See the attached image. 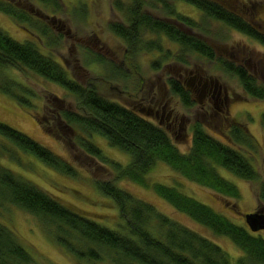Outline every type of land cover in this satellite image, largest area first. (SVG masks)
<instances>
[{
  "label": "trees",
  "instance_id": "16d2710c",
  "mask_svg": "<svg viewBox=\"0 0 264 264\" xmlns=\"http://www.w3.org/2000/svg\"><path fill=\"white\" fill-rule=\"evenodd\" d=\"M177 1L193 5L199 11V17L194 18L179 11ZM240 2L128 0L126 4L122 0H115V7L124 13L126 21H113L109 27L127 45L129 58L143 49L155 50L160 57H173L181 63H187L188 55L191 54L214 59L213 46L194 31L204 29L208 20L228 25L264 46L263 27H256V23L243 9L245 4H240L239 7ZM253 6L251 4L250 8ZM146 7L158 10L159 13L154 15ZM0 10L17 20L22 17L12 4L4 0H0ZM251 13L253 12L250 10ZM146 35L153 36L146 40ZM40 37L41 40L43 37L48 38L46 29L41 30ZM160 40L168 45L177 44L178 51L169 48L168 53H162ZM158 61L160 60L153 63L155 68L161 67ZM109 64L121 68L116 64ZM65 68L43 53L35 42L18 41L0 28V91L14 97L20 104L29 103L26 96L35 94L25 83L6 74L5 70L9 69L37 74L60 84L72 94L79 112L64 108L52 113L50 123L53 122L59 129L48 126L44 116L35 113L37 121L39 125L46 127L48 134L61 141L64 140L60 134L62 129L69 132L73 130L76 134L75 145L111 169L115 179L97 180L96 186L104 196L113 200L121 221L111 226L92 219L66 204L58 195L50 193L2 163L3 158L18 162L22 153L36 157L65 175L74 177L77 173L76 167L63 155L1 121L0 207L12 204L39 218L50 228L58 244L79 261L108 259L114 264H264V237L259 234L260 231L251 230L247 223L245 227L235 224L176 187L149 179V173L162 161L187 180L211 189L225 199H237L240 195L238 187L218 172L219 168H225L244 180L254 182L257 185L258 202L264 207V178L251 158L240 149L255 153L259 147L247 123L228 121V132H221L230 142L211 136L202 123H196L193 125L191 146L186 152H182L162 126L148 120L135 109L105 97L92 82L83 84L69 77ZM223 68L238 79L243 91L249 96L264 98V84L246 66L225 62ZM168 85L172 93L180 96L184 105H193L189 93L178 79L169 78ZM48 94L51 100L60 102L58 95ZM261 125L264 130V113ZM94 134L105 137L111 146L129 153L130 162L123 165L107 157L89 139ZM125 178L152 189L176 210L213 233L228 236L242 250V254L233 261L221 246L207 236L116 185L117 180ZM0 264H37L16 230L2 221Z\"/></svg>",
  "mask_w": 264,
  "mask_h": 264
},
{
  "label": "rangeland",
  "instance_id": "374dc122",
  "mask_svg": "<svg viewBox=\"0 0 264 264\" xmlns=\"http://www.w3.org/2000/svg\"><path fill=\"white\" fill-rule=\"evenodd\" d=\"M18 1L24 8L28 6L42 8L44 6L31 0ZM114 1L59 0L58 11L51 15L66 25L63 30L59 29L60 26L57 22L53 23L49 19L46 21L31 19L32 23L17 25L15 19H11L0 10V28L18 41L35 42L43 53L51 56L64 68L66 67L69 77L83 84L92 82L105 97L135 109L157 125L159 124L158 119L152 115L148 116L144 108L149 106L151 99L166 97L165 100L176 106L181 112H179L180 115L186 116L183 125L175 126L174 129H171L172 131L164 125L162 126L182 152H186L191 146L192 130L195 124L193 121H200L208 134L223 142H230L223 135L228 132L227 123L229 120L247 123L251 135L259 147L255 153H249L248 149L241 147L240 149L251 158L261 177L264 178V130L261 125L264 98L256 99L249 96L243 91L238 79L223 68L225 62L243 64L255 74L260 83L264 84V46L228 25L208 20L204 29L194 31L213 46L214 59L191 54L188 55L187 63H181L171 56V59L160 57L159 52L155 50L143 49H140L134 57L129 58L125 42L110 32L109 24L111 22L124 21L125 18L124 13L115 7ZM122 1L128 3V0ZM239 1H241L238 4L239 7L240 4H245L243 9L256 23V27L264 28V0ZM251 4L254 5L252 8H250ZM176 5L180 9L179 11L194 18L199 17V11L193 5L182 1H177ZM146 8L154 15L159 13L158 10ZM250 10L253 13L250 14ZM34 25H37V28H33ZM43 27L52 30V34L41 40L40 29ZM67 29H70L74 38L66 36ZM29 30L35 34L33 36L28 34ZM96 36L100 38L98 43L92 39ZM152 36L146 35L144 39L148 40ZM159 43H162L163 46L162 53H168L169 48L178 51V45L175 43L168 45L162 40ZM156 60H160L158 61V64L161 65L160 68L154 67L153 63ZM109 63L116 64L122 69L113 67ZM187 68L188 70L193 69L194 73L203 77H212L222 88L228 90L231 95L228 110L226 106H221L222 111L214 107L216 115L212 112V115L202 116L196 105L188 109L182 105L177 96L171 97L173 93L166 89V81L169 77H178L180 72L184 73L182 79L190 80L191 75L185 73ZM5 73L18 82L25 83L35 94L26 96L29 103L20 104L14 97L0 91V121L24 132L53 152L63 155L76 167L77 173L74 177L65 175L40 162L36 157L22 153L19 155L18 162L8 158H3L1 162L13 168L23 177L36 182L50 193L58 195L66 204L80 210L90 218L111 226L120 222L121 217L115 203L104 196L96 186L97 180L115 179V174L111 169L75 145L74 136L76 134L73 130L69 132L62 129L60 131L64 138L63 142L48 134L46 127L39 125L37 121L35 113H38L39 116L43 115L48 126L59 129L52 124L53 122L50 123L52 113L64 108L79 112L72 94L60 84L31 72L22 73L8 69L5 70ZM165 92L166 94H164ZM48 93L58 95L60 102L56 103L55 100H51ZM221 130H223V134ZM179 133L182 134L179 135ZM89 139L97 144L107 157L117 160L123 165L130 162V154L111 146L105 137L94 134ZM218 172L238 187L240 195L237 199H225L213 190L187 180L162 161H159L149 173V179L153 182L174 186L184 194L210 206L235 224L245 227L247 224L244 214L252 213L262 207L257 199V185L236 176L225 168H219ZM116 185L152 203L162 213L176 221L207 236L221 246L233 261H236L242 254V250L228 236L217 235L188 215L179 212L152 189L145 188L126 178L117 180ZM0 221L16 230L37 264H114L108 259L77 260L58 244L50 228L44 225L39 218L15 205L7 204L0 207ZM259 234L264 237V230Z\"/></svg>",
  "mask_w": 264,
  "mask_h": 264
},
{
  "label": "flooded vegetation",
  "instance_id": "af4514ba",
  "mask_svg": "<svg viewBox=\"0 0 264 264\" xmlns=\"http://www.w3.org/2000/svg\"><path fill=\"white\" fill-rule=\"evenodd\" d=\"M4 1L9 4H12L17 10V12H19L18 13L19 16L22 15L20 20H17L16 18H13L11 15L7 14V16H9L11 19H15V23L17 25H24L27 22L32 23L30 21L31 19L39 20V21H46L49 19L53 23L57 22L60 26L59 28L60 30H63L66 26L63 22H60L58 19L54 18L51 15V13L58 11L59 0H31L32 2L38 3L41 6L44 5L42 8H38L35 6L34 7L28 6L27 8H24L23 6L20 5V2L18 0H4ZM16 20L20 22H17ZM124 21H126L125 18H124ZM124 21H121V22H124ZM33 28H37V25H34ZM42 29H46L48 37L51 36L52 30L47 29L45 27H43ZM42 29H40V31ZM110 32L112 31L110 30ZM263 32H264V28H263ZM65 33L67 37L74 38V36H72L70 29H67ZM28 34H31L33 36L35 33L29 30ZM92 39L96 43H98L100 40V38L97 36L94 38L92 37ZM185 73H189L191 75L190 80L187 81V80L182 79L184 76L183 72L178 73V77H169V78L178 79L184 85V87L186 88V91L190 95L193 105L191 106L184 105L180 96L174 93H173L174 95L173 94L171 95L172 98L177 96L179 100L181 101L182 105L187 107L188 109H191L192 107L196 105L198 107V111L201 113L202 116L212 115V112H214L216 115L217 112H215L214 107L222 111L221 106H226L228 110V103L230 101L231 95L229 94L227 89L222 88V86L217 81H214L212 77L207 78L197 73H194L193 69L188 70L187 68L185 70ZM166 89L170 90L168 81H166ZM164 94H166V92ZM165 98L160 99V98L155 97L151 99L149 106L148 107L146 106L144 108L145 113L148 116L152 115L155 118H157L158 123H159L158 125L159 126L164 125L167 129L171 130V129H174L175 126H178V125L182 126L185 121L186 116L180 115L179 114L180 111L177 109V107L171 105L168 100H165ZM193 123L196 124V123H201V122L193 121ZM181 134L182 133H179V135Z\"/></svg>",
  "mask_w": 264,
  "mask_h": 264
},
{
  "label": "water",
  "instance_id": "95a60500",
  "mask_svg": "<svg viewBox=\"0 0 264 264\" xmlns=\"http://www.w3.org/2000/svg\"><path fill=\"white\" fill-rule=\"evenodd\" d=\"M246 223L253 231L264 230V207L258 208L252 213L244 214Z\"/></svg>",
  "mask_w": 264,
  "mask_h": 264
}]
</instances>
